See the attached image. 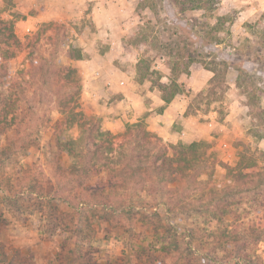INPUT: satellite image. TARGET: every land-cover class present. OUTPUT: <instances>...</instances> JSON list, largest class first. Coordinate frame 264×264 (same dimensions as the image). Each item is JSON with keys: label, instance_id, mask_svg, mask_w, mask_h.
I'll return each mask as SVG.
<instances>
[{"label": "rangeland", "instance_id": "1", "mask_svg": "<svg viewBox=\"0 0 264 264\" xmlns=\"http://www.w3.org/2000/svg\"><path fill=\"white\" fill-rule=\"evenodd\" d=\"M12 1L13 5H9L8 0H0V12L4 18H17L14 30L21 44L14 48L0 44V74L10 70L12 74L18 75L15 79L26 89V97L21 102L32 119V125L25 127L24 131L32 138L39 131V137L25 151L18 142L12 146L11 137L2 139L1 145H8L6 152L15 150L12 159L4 166L6 173L9 171L16 177L26 174L21 168H31L33 171L29 175L44 180L45 192L63 188L72 197L81 193L88 195L89 192L81 191L82 187L70 181L68 170L72 167V158L67 153L60 154L55 144V131L59 129L63 128L70 137L77 138L80 135L77 125L66 127L62 124L64 114L57 102L63 92L71 88L62 86L54 77L48 76L47 80L39 72L35 74L31 70V53H35L34 58H40L42 53L48 60L46 64L52 68L58 63L75 67L81 85L77 109L87 116L101 118L103 126L116 136L124 133L126 126L133 122L111 129L105 126L104 118L97 114V101H112L111 94L104 92L110 85L106 84L105 87V84H101L102 77H105L103 75H108V79L114 77V71L108 70L104 65L106 63L114 70L116 67L130 73L131 70H137L138 62L143 59L150 63L151 69L159 71L163 82L169 81L174 69L179 82L183 84V94L188 96V114L199 117L203 122L213 115L216 124L214 131L218 137L214 140H201L210 145L209 153L213 155V163H209L207 169L199 168L203 171H197L174 186L170 197L166 196L170 193H160L155 188L142 191L139 186H135L126 192V196L132 199L137 198L136 193H146L147 203L151 204L159 201V197L161 201L184 199L197 205L201 202H215L218 190L236 188L233 179L228 176L225 164L235 166L241 156L246 154L255 156L264 165V144H260L264 138V20L260 16L253 14L243 20L239 3L233 2L231 5L227 0H195L184 10L180 9L176 0H123L124 3L118 0L111 4H106L104 0H52V4L40 5L38 8L36 4L32 7L29 0ZM99 1L106 5L99 6ZM43 13H46V18L31 27L27 26L30 17ZM101 29L108 32L114 30V41L117 43L112 49L114 53L105 63L97 55L107 51L111 44L102 38L99 33ZM187 40L193 42L188 50L185 49ZM192 47L204 55L199 56ZM71 53L75 55L74 58L69 56ZM190 53L197 61L191 62ZM78 55L80 57L77 58ZM196 63L217 72L215 80L212 83L209 81L198 92L187 89L182 82ZM242 66L249 69L254 66L256 70L247 74ZM236 67L242 70L238 72ZM137 76L135 71L133 79L141 83L137 81ZM238 76L241 86L236 85ZM144 82H148L150 89L160 91L158 87L151 88V81ZM156 109L159 111L162 107ZM226 131L230 132L227 140H223L221 136ZM10 134L17 137L13 131ZM106 178V172L93 175L88 183L96 186ZM240 197L232 199L238 201ZM164 202L167 208L169 205ZM53 204H58L61 211H65L68 216L73 215L75 220L73 208L65 202L53 200ZM165 207L160 205L158 208L161 214L167 213ZM246 207L247 204L243 203L235 205V209L241 210L242 216L234 226H240L239 230H246L249 235L247 238H252L253 233L250 231L254 226L252 219L255 215L254 211H248ZM205 209L200 208V212L192 214L190 211L184 215L189 216L190 228L194 231L192 243L206 245L211 249L214 239L205 230ZM37 213L9 215V222L0 225V248L3 246L6 250L12 249L27 257L32 256L36 264H80L63 259L61 236L41 237L40 227L44 221L40 211ZM92 219L93 257L86 262L94 260L102 264H144L146 261L157 262L156 257L161 256L159 246L164 238L153 232L150 226L145 229L146 236L141 238L132 235L127 228L111 225L106 219L97 220V215L92 216ZM252 243L249 253L252 249L256 260L264 264V239L255 245V249ZM219 253L220 256L223 254ZM182 260H177V264ZM5 263L0 260V264Z\"/></svg>", "mask_w": 264, "mask_h": 264}, {"label": "trees", "instance_id": "2", "mask_svg": "<svg viewBox=\"0 0 264 264\" xmlns=\"http://www.w3.org/2000/svg\"><path fill=\"white\" fill-rule=\"evenodd\" d=\"M176 2L184 10L195 3V0ZM8 4L13 5V1L8 0ZM16 20L14 16L4 18L0 12V44L7 48L21 44L14 30ZM190 45L193 46V42L187 40L185 49L188 50ZM193 50L199 56L204 55L199 49ZM191 53V62L197 61ZM34 54L31 53L30 57L33 64L31 70L35 74L39 72L47 80L54 77L62 86L71 88L63 92L57 102L64 114L62 124L66 127L77 125L80 135L77 138L70 137L63 128L59 129L55 131V144L60 154L67 153L72 158V167L68 170L70 181H75L82 187L81 191L89 192L88 195L81 193L73 197L63 188L52 191L53 193L45 192L44 180L29 175L33 171L31 168H21L26 172L21 176L14 177L9 171L7 175L4 166L12 159L15 150L6 152L8 145L2 146V139L11 137L12 146L18 142L25 151L29 145L37 142L39 131L33 134L34 138L24 131L25 127L32 125V119L21 102L26 97V89L15 79L17 74L6 70L0 74V175H7L0 177V225L9 222V215L39 214L37 212L40 211L44 221L40 227L41 237L61 236L63 259L73 263L102 264L94 260L86 262L93 257L92 216L97 215V220L106 219L115 227L127 228L136 237L144 238L148 226L157 235L163 236L164 241L159 246L161 256L156 257L157 262L146 261L144 264H177V260L182 258L179 264H260L252 249L249 253L251 242L255 249V245L264 239V165L255 156L243 154L235 166L225 164L228 176L233 179L236 188L218 190L215 202H201L197 205L193 201L177 199L173 202L171 199L169 202L164 200L169 205L166 208L161 197L154 204L147 203L149 201L145 198L146 193H136L137 198L132 199L126 196V192L135 186H139L142 191L155 188L160 193H170L166 195L170 197L174 186L213 163V155L209 153L210 145L201 140L167 143L158 134L150 131L142 120L128 124L125 132L119 136L114 135L103 126L101 118L87 116L85 112L77 109L81 85L76 68L61 63L52 68L46 64L48 60L42 53L40 58H34ZM69 56L74 58L75 55L71 53ZM242 68L247 74L256 70L254 66L250 69L245 66ZM242 68L236 67L238 72ZM210 70L214 73L210 79L212 83L217 72ZM176 73L173 69L169 81L163 82L159 71L151 69L150 63L141 59L137 66V81H151V88L158 87L163 101L169 103L184 91ZM235 81L237 86L242 85L239 76ZM189 111L187 109L186 113ZM12 131L17 137L11 136ZM201 167L203 169H199ZM104 172L107 173L105 180L99 181L96 186L88 183L93 175ZM236 196H241L238 201L232 199ZM53 200H60L73 208L75 220L73 215L68 216L65 211H61L58 204H53ZM242 203L247 204L246 210L254 211V226L250 231L253 233L252 238H247L249 235L246 230L241 231L240 226H234L242 216L241 210L235 209V205ZM160 205L165 207V215L158 210ZM150 207L154 210H150ZM200 208H206L203 223L207 225V234L214 239L211 249L206 245L192 243L194 231L190 228L189 216L184 215L190 211L192 214L200 212ZM11 250H6L3 246L0 248V260L5 261V264H36L32 256L27 257L19 251ZM219 252L223 254L220 256Z\"/></svg>", "mask_w": 264, "mask_h": 264}, {"label": "crops", "instance_id": "3", "mask_svg": "<svg viewBox=\"0 0 264 264\" xmlns=\"http://www.w3.org/2000/svg\"><path fill=\"white\" fill-rule=\"evenodd\" d=\"M94 2L97 0H93ZM106 4L119 2L118 0H104ZM229 4L239 3L241 7V15L244 16L243 20H246L250 16L258 15L264 20V0H227ZM102 2V1H101ZM98 2L99 6L106 5ZM123 0H121L122 3ZM30 5L36 4L38 8L40 5L52 4V0H29ZM124 3V2H123ZM102 7V6H101ZM46 13L40 14L37 17H30L27 20V26L31 27L39 20L46 18ZM52 14V12H50ZM47 13L48 16H50ZM242 21L241 23H245ZM25 23V25H26ZM110 30V29H109ZM102 38H105L111 47L107 48V51L98 53L97 57L100 61L106 62V59L112 56V49L117 44L114 41V30L107 31L101 29L99 32ZM108 70L114 71V77L108 79V75H103L101 84H109L108 92L111 94V102H99L97 101V114L104 118L105 126L108 128H118V125H122L128 122H136L144 120L150 131L158 134L164 141L168 143L178 142H192L199 140H214L217 134L214 131L216 126L213 115H210V119L203 122L199 117L192 114H187L188 109V96L181 93L175 96V98L165 103L160 96V91L156 89H150L148 82L137 83L133 77L135 76V70H131L130 73L120 69L114 70L110 66L104 64ZM112 65V64H111ZM111 74V73H110ZM214 73L204 68L200 63H196L191 66V71L185 78L182 79L187 89L192 91H201L213 77ZM108 79L107 81H105ZM122 80V81H121ZM122 82V84L120 83ZM105 95V93H103ZM263 106H264V98ZM162 107L161 110H157V107ZM209 118V117H208ZM230 131H226L225 135H222L223 140H227ZM220 145V142L217 143ZM260 144H264V138L260 140Z\"/></svg>", "mask_w": 264, "mask_h": 264}, {"label": "built area", "instance_id": "4", "mask_svg": "<svg viewBox=\"0 0 264 264\" xmlns=\"http://www.w3.org/2000/svg\"><path fill=\"white\" fill-rule=\"evenodd\" d=\"M110 84V83H109ZM224 145H227V144H224Z\"/></svg>", "mask_w": 264, "mask_h": 264}]
</instances>
